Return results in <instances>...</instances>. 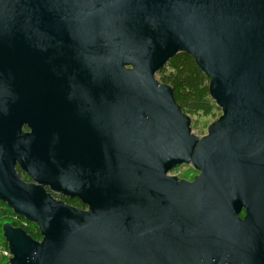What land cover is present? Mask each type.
Returning a JSON list of instances; mask_svg holds the SVG:
<instances>
[{"label":"water","instance_id":"obj_1","mask_svg":"<svg viewBox=\"0 0 264 264\" xmlns=\"http://www.w3.org/2000/svg\"><path fill=\"white\" fill-rule=\"evenodd\" d=\"M179 52L205 136L155 78ZM0 199L42 236L4 223L10 264H264V0H0Z\"/></svg>","mask_w":264,"mask_h":264},{"label":"trees","instance_id":"obj_2","mask_svg":"<svg viewBox=\"0 0 264 264\" xmlns=\"http://www.w3.org/2000/svg\"><path fill=\"white\" fill-rule=\"evenodd\" d=\"M156 73L160 75L157 79L159 82L170 85L175 103L187 116L188 113L199 112L207 115L213 110L215 101L210 95L209 78L200 70L191 54L179 52L171 56ZM16 170L27 181L18 166ZM11 212L6 201L0 199V241L2 242H5L2 228L4 223H10L14 227L18 226V223L9 219V215L13 213ZM239 216L243 217L244 211H241ZM27 226L28 228L24 227L26 233L34 240L40 241L42 236L37 225L27 221Z\"/></svg>","mask_w":264,"mask_h":264},{"label":"rangeland","instance_id":"obj_3","mask_svg":"<svg viewBox=\"0 0 264 264\" xmlns=\"http://www.w3.org/2000/svg\"><path fill=\"white\" fill-rule=\"evenodd\" d=\"M156 79L160 78L159 73L155 75ZM221 115V109L214 105L213 110L204 115L203 113H188V116L191 119V130L194 134L198 136H205L207 134L208 126L214 122ZM198 171L193 169L190 164H182L174 169H172L169 174L178 177L179 179L184 178L186 180H192L195 175H197ZM12 213V212H11ZM9 219L15 223H18V226L21 224V218H16L12 213L9 215ZM23 227H27V224Z\"/></svg>","mask_w":264,"mask_h":264},{"label":"flooded vegetation","instance_id":"obj_4","mask_svg":"<svg viewBox=\"0 0 264 264\" xmlns=\"http://www.w3.org/2000/svg\"><path fill=\"white\" fill-rule=\"evenodd\" d=\"M24 130H26V128H24ZM70 135H71V138H70V141L68 143H70L72 146H76V152L80 153L82 151V146L85 143L83 133L82 132H79V131H71L70 132ZM180 165H182V164H180ZM177 166H179V165H177ZM177 166H175V167H177ZM175 167H173L172 169H174ZM23 174H24V176H25V178H26L27 181H31V179L29 178V176L27 174H25V173H23ZM168 175H170V174L168 173ZM181 179H184V178H181ZM44 188L46 189V191L50 192L51 195L56 200H60V201H62L64 203H67V204H69V205L77 208V209H81V210H88V209H90V206L87 203L83 202L77 196H69V195H66L64 193H61L60 191H53V190L50 189L49 186H44Z\"/></svg>","mask_w":264,"mask_h":264},{"label":"built area","instance_id":"obj_5","mask_svg":"<svg viewBox=\"0 0 264 264\" xmlns=\"http://www.w3.org/2000/svg\"><path fill=\"white\" fill-rule=\"evenodd\" d=\"M16 218L20 217L21 218V224L19 227L23 228L27 224V221L19 215L14 214ZM5 241V240H4ZM12 254L9 251L7 242H2L0 241V264H10L9 259L11 258Z\"/></svg>","mask_w":264,"mask_h":264}]
</instances>
